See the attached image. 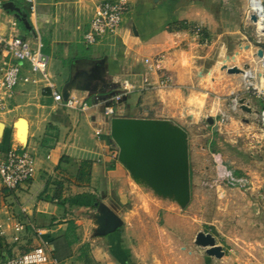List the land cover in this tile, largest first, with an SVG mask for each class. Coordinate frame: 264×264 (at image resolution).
Returning <instances> with one entry per match:
<instances>
[{"label":"crops","instance_id":"1","mask_svg":"<svg viewBox=\"0 0 264 264\" xmlns=\"http://www.w3.org/2000/svg\"><path fill=\"white\" fill-rule=\"evenodd\" d=\"M0 1L1 32L5 35L23 34L33 46L41 42L43 52L50 58L51 54L54 56L55 63L49 67L52 80L55 77L52 69L59 67L68 74L65 85L71 79H89L94 82L93 78L98 77L101 84L106 85L105 89L113 90L118 89L123 80L141 85L144 77L152 82L150 88L159 87L162 75L169 71L175 76L177 83H185L183 76L175 72L182 66L178 57L195 52L192 58L195 61L208 52L202 48H194L198 36L192 33V27L196 25L205 31L214 30L219 24L216 15L224 14L222 0H128L131 9L124 17L117 34L88 46L84 43V34L90 27L95 6L100 0H36L38 8L35 13L29 11L26 0ZM8 3L27 14L31 28L15 16V11L6 8L5 4ZM180 22L188 24V29H178ZM14 23L17 24L16 27L13 26ZM149 58L158 60L157 70L149 67L146 62ZM160 69L162 74L159 73ZM23 74L38 78L39 82H20L13 95L8 98V110L2 117L8 122L6 124L0 121V152L3 154L13 146L25 147L35 156L36 172L30 180L12 191L14 193L9 198V204L11 203L10 208H14V211L8 210L24 215L41 230L43 239L49 242L60 264H134L132 254L142 264H257L251 258L242 262L232 254L228 256L223 245L218 242L225 252L221 258L207 254L206 250L190 247L180 256L177 255L175 262L168 253L161 256L157 254L158 242H153V246L151 242L147 243L146 248L140 245L136 248L123 246L125 236L119 228L111 233L98 235L99 239L104 237L107 240L106 252H103V247L90 251L84 245L88 237L85 228L89 220L85 213L92 207L106 205L111 206L114 211L109 200L116 194L115 188L118 187L120 193L129 179L128 170L111 156L114 152L109 140L111 118L104 113L103 104L96 95L90 96L87 91L73 89L70 95L87 98L92 105L86 112H79L56 103L51 90L45 88V82L38 74H33L28 65ZM64 86L60 90L56 86V90L62 93ZM143 90L145 89L127 95L116 105L115 115L143 117L144 115L139 114L137 102L142 98L146 100L152 94V91ZM247 98L252 105V115L257 114L260 103L255 102L254 98ZM157 99L164 100L165 97ZM203 106L205 111L216 110L218 113L221 110L219 103L211 100H206ZM123 110L126 113L122 114ZM187 111H190V116L195 121L205 115L207 123L213 124L203 135L206 144L200 145L198 139L194 142L195 155L200 161V168L197 169L205 167L207 171L210 170L208 162H201L202 155L208 156L210 161L225 162L224 154L215 155L209 146L219 143L217 136L223 134L227 127L222 125L220 119L208 116L206 112L201 114L197 108L194 110L190 106ZM159 115L172 119L185 128L180 115L176 118L171 114ZM208 118H212L213 123L208 122ZM97 129L102 130L99 136L96 135ZM188 134L190 136V132ZM19 140L25 141V144L22 145ZM191 151L189 137L190 163ZM255 163L253 178L248 173H245L247 176H238L246 178L247 185L251 183V187H240L253 190L257 185L258 175L264 171V160ZM24 208L25 212L22 211ZM168 222L171 223L170 219ZM142 239L145 240V236ZM37 241L39 244L41 239ZM249 251L254 253L250 248Z\"/></svg>","mask_w":264,"mask_h":264},{"label":"rangeland","instance_id":"2","mask_svg":"<svg viewBox=\"0 0 264 264\" xmlns=\"http://www.w3.org/2000/svg\"><path fill=\"white\" fill-rule=\"evenodd\" d=\"M221 5L224 14L216 15L219 21L216 29L210 31L202 29L201 34H197L196 25L192 27V33L198 36L194 48L207 50L206 55L198 57L195 61L192 59L195 52L178 57L181 61L178 62L183 67H178L175 72L183 76L185 83H177L171 71L166 72L173 77L172 84L169 87L143 90L152 91V94L150 93L146 100L142 98L137 102L139 114L144 115L143 117L169 119L159 117V114L163 116L171 114L174 118L180 115L185 124L183 128L190 132L192 147L190 203L182 209L175 201L159 197L152 189L136 183L129 171L128 183L120 189V193L118 187L115 188L116 194H113L114 197L112 196L109 203H112V209L123 219L119 227L125 236L123 246L136 248L140 245L146 248L147 243L151 242L153 246V242H158L157 254L161 256L168 253L174 260L190 247L206 250L194 242L197 233L205 231L216 237L228 256L232 254L236 260L242 262L251 258L257 264H264V171L258 175L259 181L254 191L228 185L223 175L219 173L221 167H225L233 169L237 176L248 173L252 174L253 178L256 171L255 161L264 160V126L258 115L230 110V100L234 94L251 96L243 91L241 75L228 71L232 66L244 68L250 65L252 60L256 59L255 49L259 44L253 26L246 20L244 0H222ZM186 43L189 45V40ZM200 44L204 45L199 46ZM53 62L55 63L54 56L51 54L49 67ZM52 70L55 76L52 81L60 90L65 85L68 74L59 67ZM161 71L162 69L159 73ZM133 93L136 92L130 94ZM161 96L165 99H157ZM206 100L219 103V109L222 111L218 110V113L216 110L205 111L202 104L204 105ZM253 100L257 102L256 99ZM190 106L194 110L197 108L201 114L206 112L208 116H215L224 127H227L223 134L217 136L220 139L219 143L209 146L215 155L223 153L225 162L210 161L208 156H201V162H208L210 166L208 171L205 167L201 169L202 171L198 170L200 161L195 155L194 142L198 139L200 145L206 144L203 135L213 124L207 123L205 115L195 121L190 116V111H187ZM121 112L126 113L125 110ZM4 119L6 118L0 121L7 124L8 121ZM19 142L25 144V141ZM112 150L114 152L111 156L118 153V146L115 143ZM112 158L118 161L117 157ZM251 185L250 183L247 186ZM0 191L4 193L1 182ZM1 200L7 209L14 211L4 197L1 196ZM95 201L100 202L98 199ZM105 208L111 209V206L92 207L85 213L89 220L85 228L88 237L84 245L88 246L90 251L96 247H103V252L107 251V240L104 237L99 239L100 234L97 231L99 225L96 223V216ZM169 219L171 223L168 222ZM144 236L145 240L142 239ZM38 239L34 235L22 238L20 243H16L13 252L18 253L27 247L36 246ZM6 240L8 243L13 242L10 237ZM249 248L254 250V253H249ZM3 256H7V253L4 252ZM131 256L134 258L132 260L134 264L138 262L142 264L136 255Z\"/></svg>","mask_w":264,"mask_h":264},{"label":"built area","instance_id":"3","mask_svg":"<svg viewBox=\"0 0 264 264\" xmlns=\"http://www.w3.org/2000/svg\"><path fill=\"white\" fill-rule=\"evenodd\" d=\"M29 11H37L36 0H26ZM246 20L255 30L256 41L259 44L255 49V58L251 64L242 68L240 73L243 80V91L260 103L256 111L259 121L264 126V0H244ZM2 2L0 1V6ZM131 6L128 0H100L95 6L94 16L89 29L84 34V43L88 46L99 43L103 38L117 34L122 26L124 17L130 12ZM255 16L256 20H253ZM16 23L13 24L16 27ZM197 34H201L202 28L195 26ZM43 44L38 42L35 46L23 34L5 35L0 29V119L8 110L7 100L14 93L20 82L38 83L39 79L30 75H24V68L29 66L33 74H38L45 82V88L51 90L52 97L56 103H62L65 107L86 112L92 105L87 98L70 95L64 99L61 92L56 90L49 73L50 57L43 52ZM262 49L263 55L258 51ZM151 69H158L157 59H146ZM172 76L163 74L159 87H169L172 84ZM152 82L144 77L141 85L123 80L116 92L104 98L96 96L102 102L104 113L112 118L115 115V107L125 97L140 89H149ZM244 104L252 108L249 98L234 94L230 100V110L236 112L242 109ZM102 130L97 129L96 135H101ZM113 157L118 158V153ZM36 172L35 156L23 146H13L2 154L0 152V182L3 188L10 191L17 190L22 184L30 180ZM220 174L227 184L233 187L247 185V179L238 177L235 173L225 167H221ZM0 191V236L10 237L14 243H20L21 239L33 234L41 239L36 246L27 251H19L5 259H0V264H60V260L53 254L48 241L42 237L41 230L37 229L28 219L19 214L9 211L1 200ZM25 212V208L22 209Z\"/></svg>","mask_w":264,"mask_h":264},{"label":"water","instance_id":"4","mask_svg":"<svg viewBox=\"0 0 264 264\" xmlns=\"http://www.w3.org/2000/svg\"><path fill=\"white\" fill-rule=\"evenodd\" d=\"M5 6L15 11V16L31 28L25 12L13 4ZM252 18L256 20L255 16ZM258 55H263L262 49ZM228 71L240 74L242 68L232 66ZM93 79L94 82L89 79H71L62 90L64 99L69 98L73 89L87 91L90 96L101 98L116 92L105 89L106 85L101 84L100 78ZM241 102L244 111L253 112L252 108L244 104V99ZM208 122L213 123V119L208 118ZM109 129V138L118 146V161L127 168L136 183L152 189L159 197L175 201L182 209L190 203L189 135L182 126L170 119L114 116L110 119ZM96 223L99 225L98 233L107 234L117 230L122 220L113 210L105 208L96 216ZM195 244L217 258L225 254L211 233L198 232Z\"/></svg>","mask_w":264,"mask_h":264},{"label":"trees","instance_id":"5","mask_svg":"<svg viewBox=\"0 0 264 264\" xmlns=\"http://www.w3.org/2000/svg\"><path fill=\"white\" fill-rule=\"evenodd\" d=\"M21 26L23 27V24H21ZM178 29H188V24L180 22V27ZM171 30H172V28H170V31ZM109 140L113 144V141L110 138H109ZM85 163L86 162H84V164ZM13 193L14 192L4 188V193H2V197H4V200H7V202L9 203V200H10L9 198L12 196ZM15 245H16V243H14V242L8 243L5 237L0 236V259H5L8 256H12L14 254L13 250L15 248ZM30 248L31 247H27V248L23 249L22 251H27ZM4 252L7 253V256H3Z\"/></svg>","mask_w":264,"mask_h":264},{"label":"bare ground","instance_id":"6","mask_svg":"<svg viewBox=\"0 0 264 264\" xmlns=\"http://www.w3.org/2000/svg\"><path fill=\"white\" fill-rule=\"evenodd\" d=\"M26 125V124H25ZM23 127V126H22ZM20 130H22L21 128H20ZM24 132V131H23ZM21 134V133H20ZM24 135V134H23ZM25 136V135H24ZM22 137V136H21ZM27 139V138H26Z\"/></svg>","mask_w":264,"mask_h":264}]
</instances>
